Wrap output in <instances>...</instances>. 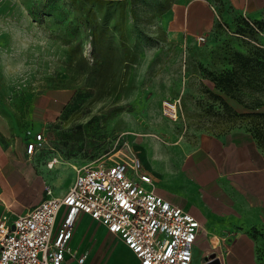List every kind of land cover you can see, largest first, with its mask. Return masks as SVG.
<instances>
[{"label": "rangeland", "instance_id": "374dc122", "mask_svg": "<svg viewBox=\"0 0 264 264\" xmlns=\"http://www.w3.org/2000/svg\"><path fill=\"white\" fill-rule=\"evenodd\" d=\"M201 1L211 22L205 32L185 19ZM242 3L0 0V114L20 152L12 153L13 175L27 183L0 185V216L12 219L28 208L21 201L46 199L44 185L60 195L73 166L122 143L150 175V155L202 132L243 131L264 157V116L256 114L264 113V18L249 31ZM251 52L261 66L245 64L241 56ZM165 104L176 105L175 118ZM36 134L43 147L28 158L22 151ZM75 239L89 264H135L87 216L78 218Z\"/></svg>", "mask_w": 264, "mask_h": 264}, {"label": "built area", "instance_id": "2783aa9c", "mask_svg": "<svg viewBox=\"0 0 264 264\" xmlns=\"http://www.w3.org/2000/svg\"><path fill=\"white\" fill-rule=\"evenodd\" d=\"M175 106L165 104L171 118ZM43 142L36 134L25 154L33 156ZM114 149L95 162L73 166V180L59 196L45 186L48 197L34 207L12 221L0 216V264H84L87 253L72 247L82 215L116 236L138 264L192 263L201 224L149 188L151 176L132 152L127 156L125 143ZM224 250H229L225 243Z\"/></svg>", "mask_w": 264, "mask_h": 264}, {"label": "crops", "instance_id": "0c3cea01", "mask_svg": "<svg viewBox=\"0 0 264 264\" xmlns=\"http://www.w3.org/2000/svg\"><path fill=\"white\" fill-rule=\"evenodd\" d=\"M229 1L236 4V0ZM242 4V15L261 20L264 0H243ZM208 14V6L201 1L187 10L185 19L206 31L211 27ZM11 134V125L0 114V185H6L7 189L10 185L27 184L22 181L24 175H20L21 180L13 175L16 164L12 153L20 155V152ZM22 152L27 157L25 150ZM150 158L151 166L146 169L153 174L146 172L153 183L149 188L201 224L191 264H204L211 253H215L220 264H264V157L247 133L202 132L190 144L156 151ZM45 186L48 185L43 189ZM0 202L5 205L1 197ZM39 202L20 203L27 210ZM75 240L74 231L72 247L87 253ZM224 243L229 246L228 251L224 250ZM84 264H89L88 256Z\"/></svg>", "mask_w": 264, "mask_h": 264}, {"label": "trees", "instance_id": "16d2710c", "mask_svg": "<svg viewBox=\"0 0 264 264\" xmlns=\"http://www.w3.org/2000/svg\"><path fill=\"white\" fill-rule=\"evenodd\" d=\"M263 18H264V11H263V15H262L261 20ZM261 20H253V21L250 22L251 24H249V21H245L244 25L246 26V28L249 31H252V30L258 31L259 30V27H260V25H259L258 22H260ZM239 56H241V55H239ZM241 57L243 59H245V64H250L252 67H256L257 65H260L261 66V64H262L261 61H258L257 53L256 52H251V57H244V56H241ZM262 65L264 66V63ZM260 82H261V84L264 85V79H261ZM256 114L259 117L264 116V113L258 112ZM256 132H257V134H259L258 131H256Z\"/></svg>", "mask_w": 264, "mask_h": 264}, {"label": "water", "instance_id": "95a60500", "mask_svg": "<svg viewBox=\"0 0 264 264\" xmlns=\"http://www.w3.org/2000/svg\"><path fill=\"white\" fill-rule=\"evenodd\" d=\"M204 264H220V262L215 253H211Z\"/></svg>", "mask_w": 264, "mask_h": 264}]
</instances>
